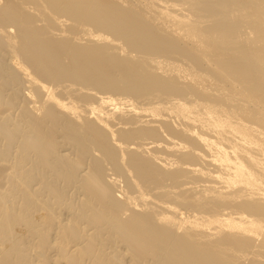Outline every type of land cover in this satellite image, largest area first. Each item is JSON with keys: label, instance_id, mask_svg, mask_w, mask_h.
Instances as JSON below:
<instances>
[{"label": "bare ground", "instance_id": "6f19581e", "mask_svg": "<svg viewBox=\"0 0 264 264\" xmlns=\"http://www.w3.org/2000/svg\"><path fill=\"white\" fill-rule=\"evenodd\" d=\"M0 264H264V0H0Z\"/></svg>", "mask_w": 264, "mask_h": 264}]
</instances>
